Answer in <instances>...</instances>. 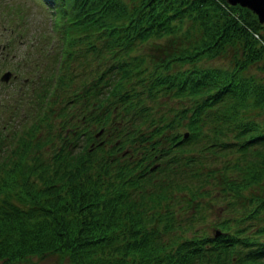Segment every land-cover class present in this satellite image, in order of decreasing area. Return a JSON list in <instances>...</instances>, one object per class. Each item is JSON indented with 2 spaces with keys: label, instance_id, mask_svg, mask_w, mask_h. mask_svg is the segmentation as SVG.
I'll list each match as a JSON object with an SVG mask.
<instances>
[{
  "label": "trees",
  "instance_id": "trees-1",
  "mask_svg": "<svg viewBox=\"0 0 264 264\" xmlns=\"http://www.w3.org/2000/svg\"><path fill=\"white\" fill-rule=\"evenodd\" d=\"M38 1L42 38L17 54L21 3L2 33L22 77L0 89L2 264H264V22L227 0Z\"/></svg>",
  "mask_w": 264,
  "mask_h": 264
},
{
  "label": "rangeland",
  "instance_id": "rangeland-1",
  "mask_svg": "<svg viewBox=\"0 0 264 264\" xmlns=\"http://www.w3.org/2000/svg\"><path fill=\"white\" fill-rule=\"evenodd\" d=\"M21 3V7H23V12L27 15L26 17H23V22L25 24V28L23 31V37L22 41H17V54L23 52L26 49V46L30 43V39H35V34L39 35L40 38H42V33L44 32V27L42 25L43 22V10H46L43 6H41V2L38 0H0V54L1 50L7 49V46H3L5 43L4 37L2 36V33L7 30V34L9 33V21L11 17L10 10L12 9V6ZM4 14V15H3ZM2 23H4L7 27L3 29ZM40 29V31L37 32V30ZM264 32V31H263ZM15 59L18 58V56L14 57ZM7 59H9V56L5 54L0 56V75L3 73L6 68L8 67ZM206 62H210L212 65H228L229 60L228 57H222L218 56L211 60H205ZM8 69V68H7ZM247 73H257V74H263L264 70L262 68V64L260 63H253L251 64L248 69L246 70ZM19 75H16L12 72H10L8 80H1L0 79V89L3 91V88L1 86L2 83L7 84L9 80L14 81L10 82V86L15 89L16 84L18 83ZM2 95V94H0ZM3 98L7 99L12 105L15 101V94L14 90L12 92L6 93V95L3 96ZM1 99V97H0ZM20 111L17 110V112H22L23 105L22 103L19 104ZM10 112H6L4 115L9 116ZM12 201L15 204L17 203V199L13 198ZM0 264H2V261L0 260ZM17 264H65V258L59 255L55 252H47L43 255H30L24 260L20 261Z\"/></svg>",
  "mask_w": 264,
  "mask_h": 264
},
{
  "label": "water",
  "instance_id": "water-1",
  "mask_svg": "<svg viewBox=\"0 0 264 264\" xmlns=\"http://www.w3.org/2000/svg\"><path fill=\"white\" fill-rule=\"evenodd\" d=\"M229 3L235 4L239 3L241 5L250 8L257 16L260 22H264V0H227ZM9 70H5L1 75V80H8L10 75Z\"/></svg>",
  "mask_w": 264,
  "mask_h": 264
}]
</instances>
